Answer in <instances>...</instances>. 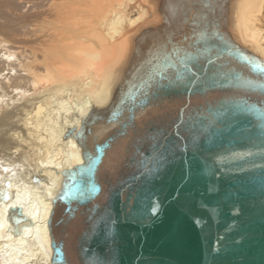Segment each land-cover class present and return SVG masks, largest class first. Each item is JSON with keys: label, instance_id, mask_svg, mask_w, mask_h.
<instances>
[{"label": "water", "instance_id": "1", "mask_svg": "<svg viewBox=\"0 0 264 264\" xmlns=\"http://www.w3.org/2000/svg\"><path fill=\"white\" fill-rule=\"evenodd\" d=\"M144 1L65 133L82 161L58 172L49 264H264V58L236 0Z\"/></svg>", "mask_w": 264, "mask_h": 264}, {"label": "bare ground", "instance_id": "2", "mask_svg": "<svg viewBox=\"0 0 264 264\" xmlns=\"http://www.w3.org/2000/svg\"><path fill=\"white\" fill-rule=\"evenodd\" d=\"M234 10L240 38L264 58V0ZM147 16L144 0H0V264H49L58 172L82 161L65 133L100 103Z\"/></svg>", "mask_w": 264, "mask_h": 264}, {"label": "rangeland", "instance_id": "3", "mask_svg": "<svg viewBox=\"0 0 264 264\" xmlns=\"http://www.w3.org/2000/svg\"><path fill=\"white\" fill-rule=\"evenodd\" d=\"M3 113H4V112H3ZM5 114H6V113H5ZM15 118H16V116H12V117H10V119H15ZM4 120L9 121V117H8V118H4L3 121H4Z\"/></svg>", "mask_w": 264, "mask_h": 264}]
</instances>
